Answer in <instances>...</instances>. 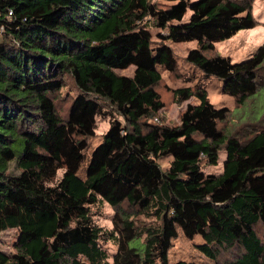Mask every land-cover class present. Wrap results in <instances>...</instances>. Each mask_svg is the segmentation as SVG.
Returning a JSON list of instances; mask_svg holds the SVG:
<instances>
[{
	"label": "trees",
	"instance_id": "trees-1",
	"mask_svg": "<svg viewBox=\"0 0 264 264\" xmlns=\"http://www.w3.org/2000/svg\"><path fill=\"white\" fill-rule=\"evenodd\" d=\"M167 1L0 0V233L19 231L16 254L0 251V264H171L179 232L201 236L199 250L214 264H264V128L227 135L219 123L231 112L216 108L203 84L172 90L176 105L197 103L178 126L165 125L156 89L163 70L178 72L166 42H197L190 65L222 81L239 109L257 98L264 45L239 63L208 56L256 27L253 1ZM131 66L142 82L118 73ZM66 77L80 93L63 117L56 96ZM103 103L110 127L81 175L97 118L110 116ZM223 150L222 174H205ZM169 157L163 170L158 161ZM100 203L115 210L112 231L94 223ZM105 240L117 246L112 263ZM224 252L231 257L222 261Z\"/></svg>",
	"mask_w": 264,
	"mask_h": 264
},
{
	"label": "rangeland",
	"instance_id": "rangeland-1",
	"mask_svg": "<svg viewBox=\"0 0 264 264\" xmlns=\"http://www.w3.org/2000/svg\"><path fill=\"white\" fill-rule=\"evenodd\" d=\"M253 1L252 10L253 16L256 20V27L251 30H243L237 35L227 41L217 43L215 46V52L208 54V56L220 54L224 57L230 58L233 63L242 62L250 58L253 53L262 45H264V0H251ZM160 8H166L172 5L167 0H152ZM191 12L188 11L184 18V21H188L191 17ZM154 37V43H159L157 34L161 33L157 28H150ZM163 34L166 31L162 32ZM166 44L170 46L177 59L178 72L176 74H170L169 72L162 71V82L157 86V91L161 95V99L165 104V108L158 115L161 123L168 126H178L180 124V117L186 110L189 103L196 104L197 100L192 99L189 102L182 105H176L173 99L172 90L180 87L194 86L197 84H203L204 88L208 92L209 101L218 109L228 108L231 112L228 119L219 123V128L223 130L227 135L246 138L249 137L253 130L255 131L259 127L264 128V66L261 68L259 81V96L253 98L247 102V105L239 109L236 99L223 93V82L214 77L208 79L195 67L187 62V55L190 50L198 47L197 42L186 43H174L167 41ZM120 75L137 77L141 82L145 79L144 74L140 72L135 66H131L127 70L118 71ZM145 83L142 84V86ZM79 91L75 86L74 81L70 77H66V86L56 96L57 107L59 113L65 117L70 109L73 100L79 95ZM104 105V112L109 115L111 109ZM251 110H256V113L252 118L248 117ZM117 117V116H116ZM112 115L106 117L99 116L97 118V130L96 136L89 140V149L86 151V161L83 166V172L87 166V161L91 156V152L101 143L103 135L108 131L110 127V119ZM118 118V117H117ZM251 119V121H250ZM122 120V119H120ZM253 121L258 122V125H253ZM263 121V122H262ZM227 158L225 150L219 154V160L217 165L203 164V172L207 175H220L224 170V163ZM172 157L163 158L158 161L160 167L163 170H167L172 162ZM10 170L12 173H18L17 163L10 164ZM64 171L58 172L57 180L63 177ZM124 208H129L128 205H124ZM94 223L102 228L105 232L112 231L114 229L113 218L115 210L107 203H100L97 206L92 207ZM138 223L146 221V217L137 216ZM153 220H150L152 222ZM149 223V222H147ZM263 236V234H261ZM19 238V231L16 229H8L0 233V251L7 255H14L17 252V241ZM204 244V240L201 236H196L193 239L187 238L182 232H179L177 239L172 243V248L169 251V261L171 264H176L179 261L193 262L196 264H214L206 258L199 250V246ZM132 247L139 246V241H134L130 244ZM103 248L109 255V262L112 263V257L117 252V246L111 240H105L102 244ZM231 257L230 252H224L219 258L225 261Z\"/></svg>",
	"mask_w": 264,
	"mask_h": 264
},
{
	"label": "built area",
	"instance_id": "built-area-1",
	"mask_svg": "<svg viewBox=\"0 0 264 264\" xmlns=\"http://www.w3.org/2000/svg\"><path fill=\"white\" fill-rule=\"evenodd\" d=\"M3 31V30H2ZM156 121L158 122V120L156 119Z\"/></svg>",
	"mask_w": 264,
	"mask_h": 264
}]
</instances>
